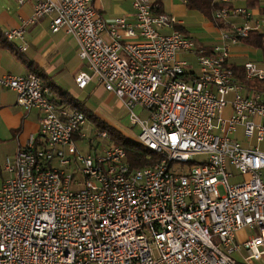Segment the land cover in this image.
Here are the masks:
<instances>
[{
  "label": "built area",
  "instance_id": "obj_1",
  "mask_svg": "<svg viewBox=\"0 0 264 264\" xmlns=\"http://www.w3.org/2000/svg\"><path fill=\"white\" fill-rule=\"evenodd\" d=\"M16 1H33V13L5 38L24 40L27 24L54 14L52 32L71 34L86 65L77 86L95 80L114 93L139 126L137 141L158 159L131 169L125 148L111 142L82 153L75 140L87 136L84 112L54 101L34 71L3 74L0 85L41 120L2 165L10 175L0 186V264H261L264 151L233 134L242 126L263 142L256 118L264 120V99L260 89L241 92L228 61L230 45L257 28L252 10L216 9L221 43L207 50L176 28V16L156 13L153 0L132 1L133 22L105 19L95 0ZM244 68L264 80L255 63ZM93 133L110 140L105 129ZM244 227L257 234L239 244ZM241 246L240 263L234 253Z\"/></svg>",
  "mask_w": 264,
  "mask_h": 264
},
{
  "label": "crops",
  "instance_id": "obj_2",
  "mask_svg": "<svg viewBox=\"0 0 264 264\" xmlns=\"http://www.w3.org/2000/svg\"><path fill=\"white\" fill-rule=\"evenodd\" d=\"M133 0H95L94 7L105 18L113 19L115 17H125L126 20L133 22ZM159 3L164 13L172 14L179 19V25L183 27L188 37L193 38L199 44L212 47L221 43L219 30L213 19L207 18L203 13L202 18L205 19L200 29H192L188 26L186 18L192 13L190 8L186 6L183 0H153ZM178 2V3H176ZM33 1H26L23 4L17 3L16 0H0V76L5 73L20 75L26 74L29 71L37 70L38 75L49 85H52L50 94L52 99H55L59 104L66 105L69 108H74L73 104L80 106L85 111H89L98 121L108 125L110 117L107 115L108 102L117 97L114 93L107 91L102 85L95 80L87 83L86 87L79 88L75 83V76L86 69L85 63L79 57V45L76 39L65 30L61 29L57 32H52L51 23L54 14L40 17L37 21L25 26L24 40L13 39L8 41L4 36V31L9 28H18L24 25L33 13ZM237 5L246 6L243 1H238ZM247 7V6H246ZM253 15L250 24L264 33V16L259 14L258 9H252ZM194 16V14H192ZM241 22V18L237 20ZM264 36V35H263ZM25 43L27 49L21 52L17 46ZM257 50H260L261 57L264 60V55L261 49L255 48L243 42L231 44L229 47V64L243 66L247 62H253L250 55H259ZM183 58L191 60L189 54H182ZM242 58V59H241ZM245 58V60H243ZM193 60V59H192ZM259 68L264 69V63H255ZM63 80L61 81V79ZM237 78V77H236ZM68 79V81H65ZM238 79V78H237ZM242 85L243 94H252L253 89L244 84L238 79ZM67 87V88H65ZM264 99V87L260 89ZM63 94V95H61ZM95 94L97 97H103L100 104L97 106H86L81 98ZM81 95H84L81 97ZM81 97V98H80ZM232 95L230 96V98ZM79 100H78V99ZM74 99L76 101H74ZM64 100L70 101L65 103ZM118 105L123 107L129 114V110L123 105L122 101L118 100ZM232 111L231 106L225 109V115H229ZM145 114V113H142ZM41 113L32 109L26 111L17 104V93L10 88L0 85V186L4 180L10 175L3 170V166L8 157L13 158L19 147L25 143L30 135H36L40 128ZM87 120H92L87 118ZM256 121L264 124V120L256 118ZM114 126V127H113ZM97 127L95 124L92 127ZM111 128L120 131L124 136L130 139H136L131 132L112 123ZM233 134V137L240 141L243 146L248 148L258 147L264 151L263 142H257L255 138H247L243 134V127L240 126ZM79 137L76 138V140ZM75 140V141H76ZM5 172V174H3ZM257 234V230L244 227L237 231L236 242L242 244L248 238ZM245 256V250L241 246L235 251L234 257L240 263ZM264 264V254L260 260Z\"/></svg>",
  "mask_w": 264,
  "mask_h": 264
},
{
  "label": "trees",
  "instance_id": "obj_3",
  "mask_svg": "<svg viewBox=\"0 0 264 264\" xmlns=\"http://www.w3.org/2000/svg\"><path fill=\"white\" fill-rule=\"evenodd\" d=\"M186 6L190 9H196L201 11L207 18L213 19L214 11L220 7H234L237 5L238 1H243L245 5L250 9H258L259 14L264 16V0H183ZM164 12L162 7L160 6L156 13ZM176 28L180 30L184 35L188 36L182 26L176 25ZM264 33H262L258 28H254L250 31L249 35L245 38H242L240 41L253 46L255 48H259L262 50L264 55ZM191 38V37H190ZM199 47H204L205 49H210L211 47H206L197 42ZM230 67L235 72V77L240 79L244 84L255 88L261 89L264 87V80H259L257 78H248L245 73V68L243 66H237L231 64ZM33 71V70H32ZM35 73L38 74L37 70H34ZM43 80V79H42ZM44 84L47 83L43 80ZM49 88L52 92V85H49ZM63 95V94H61ZM56 101L55 99H53ZM66 101V102H65ZM57 102V101H56ZM65 103H70V101L64 100ZM74 108H78L84 112L87 118H90L96 121L101 129L107 130L110 141L113 144H119L123 146L127 152L126 162L129 164L131 169H138L144 166H147L153 162H155L158 157L155 153L150 152L140 145V143L136 139H130V137L124 136L120 131L115 130L113 128H109L104 122L98 121L94 115L89 113V111H85L80 106L73 104Z\"/></svg>",
  "mask_w": 264,
  "mask_h": 264
},
{
  "label": "rangeland",
  "instance_id": "obj_4",
  "mask_svg": "<svg viewBox=\"0 0 264 264\" xmlns=\"http://www.w3.org/2000/svg\"><path fill=\"white\" fill-rule=\"evenodd\" d=\"M189 10H191L190 13L194 14V16L191 14L189 17L186 18L187 20L186 22L188 23V26H191L190 28L192 29H200L203 22L205 21V19L202 18L201 11L196 10V9H189ZM262 29L264 30L263 26H262ZM256 53H258L259 55L252 53L249 58L251 60H256L254 61L255 63L258 62L260 64H263L264 60L260 56L261 55L260 50H257ZM243 60H245V58ZM62 80L63 78L61 79V81ZM65 81H68V79H65ZM82 96L84 95H81V97ZM97 96L98 95L91 94V95L86 96L84 99L80 97L81 98L80 100H83L86 106L93 107V106H97L98 104H100V102L103 99L102 96L101 97H97ZM118 100H119L118 97H114L108 102L109 108H107L106 113L110 117V120H108L107 126L111 128L112 123H114L115 125L119 127L128 129L133 136L138 135L139 126H135L131 123V121H129L130 120L129 114L124 110L123 107L118 105ZM74 101L76 100L74 99ZM87 122L88 123H86L85 125V132L87 136L85 138H79L76 140V145L78 146L79 150L84 154L95 152L96 148H99L100 146L106 147L111 142L107 138H100V137L94 138L92 127L95 124L99 128V125L94 120H89V121L87 120ZM3 174H5V172ZM242 179H243L242 176L238 177V180H242ZM0 180H1V174H0ZM220 191L221 192L223 191L222 187H220Z\"/></svg>",
  "mask_w": 264,
  "mask_h": 264
}]
</instances>
